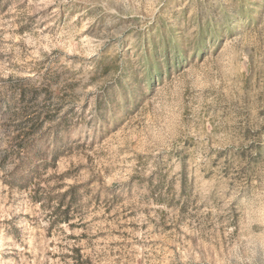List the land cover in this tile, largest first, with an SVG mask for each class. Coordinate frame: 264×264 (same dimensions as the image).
Here are the masks:
<instances>
[{
  "label": "rangeland",
  "instance_id": "obj_1",
  "mask_svg": "<svg viewBox=\"0 0 264 264\" xmlns=\"http://www.w3.org/2000/svg\"><path fill=\"white\" fill-rule=\"evenodd\" d=\"M0 264H264V0H0Z\"/></svg>",
  "mask_w": 264,
  "mask_h": 264
},
{
  "label": "trees",
  "instance_id": "obj_2",
  "mask_svg": "<svg viewBox=\"0 0 264 264\" xmlns=\"http://www.w3.org/2000/svg\"><path fill=\"white\" fill-rule=\"evenodd\" d=\"M151 70H153V67L151 68ZM155 71H159L158 66L155 68ZM98 107H99V105H98ZM33 128H34L33 125L28 127L27 134H30V133L32 134ZM23 140H20V144L17 146L18 154H20L22 152L25 153L26 151L28 152V150L30 149L29 145L26 142H23Z\"/></svg>",
  "mask_w": 264,
  "mask_h": 264
}]
</instances>
